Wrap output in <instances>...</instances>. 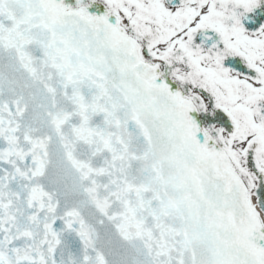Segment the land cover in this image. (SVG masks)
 <instances>
[{
  "label": "snow or ice",
  "instance_id": "snow-or-ice-1",
  "mask_svg": "<svg viewBox=\"0 0 264 264\" xmlns=\"http://www.w3.org/2000/svg\"><path fill=\"white\" fill-rule=\"evenodd\" d=\"M0 264H264V0H0Z\"/></svg>",
  "mask_w": 264,
  "mask_h": 264
},
{
  "label": "flooded vegetation",
  "instance_id": "flooded-vegetation-1",
  "mask_svg": "<svg viewBox=\"0 0 264 264\" xmlns=\"http://www.w3.org/2000/svg\"><path fill=\"white\" fill-rule=\"evenodd\" d=\"M65 3L68 5H74V0H65Z\"/></svg>",
  "mask_w": 264,
  "mask_h": 264
}]
</instances>
